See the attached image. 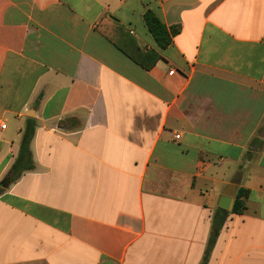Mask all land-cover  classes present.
Here are the masks:
<instances>
[{
  "label": "crops",
  "instance_id": "obj_1",
  "mask_svg": "<svg viewBox=\"0 0 264 264\" xmlns=\"http://www.w3.org/2000/svg\"><path fill=\"white\" fill-rule=\"evenodd\" d=\"M229 185L206 264H264V0H0V264H201Z\"/></svg>",
  "mask_w": 264,
  "mask_h": 264
},
{
  "label": "trees",
  "instance_id": "obj_2",
  "mask_svg": "<svg viewBox=\"0 0 264 264\" xmlns=\"http://www.w3.org/2000/svg\"><path fill=\"white\" fill-rule=\"evenodd\" d=\"M110 17L111 15H106L105 17L101 19V21L96 26L97 32H99L105 39H107L111 44H113L117 49L122 51L127 57H129L133 62L141 66L143 69L145 70L150 69L157 62V60L160 59L159 55L154 51H148L147 53H143L144 56H141V58H138L132 53L122 48L120 44L118 43L119 42L118 39L116 40V38L114 37V34L116 35V31L112 30L113 26L111 25V22L109 21ZM143 21H144V24L148 32L154 39L159 49H165L167 46H169L172 42V38L175 37L179 33L178 27L173 26V27L167 28L158 19V17L149 9L143 13ZM121 28L123 29L122 26ZM137 50L140 51L139 48H137ZM148 55L152 56V61L150 63L144 62V59L148 57ZM33 132H34V127L30 122L27 123L21 131V141H20V146H19V152L7 176L10 182H14L21 175L22 172H25L31 168L32 159H31V153L29 150V145H30V142L33 136ZM246 197H247V190L243 188H238L235 192L233 205L229 212L227 210L217 208L216 215H214V217L212 218L211 235L208 241L207 253L205 257L203 258V261L201 264H206L207 258H208L207 254L209 251L208 249L215 241V238L225 218L227 217V215L229 213L241 214L245 210L246 205H245L244 200Z\"/></svg>",
  "mask_w": 264,
  "mask_h": 264
},
{
  "label": "water",
  "instance_id": "obj_3",
  "mask_svg": "<svg viewBox=\"0 0 264 264\" xmlns=\"http://www.w3.org/2000/svg\"><path fill=\"white\" fill-rule=\"evenodd\" d=\"M5 182L7 181H2L1 185L5 186ZM235 190H236V187L233 185H229L224 189L221 197L219 198L218 204H217V206L220 209L227 210V211L231 210L233 201H234Z\"/></svg>",
  "mask_w": 264,
  "mask_h": 264
},
{
  "label": "rangeland",
  "instance_id": "obj_4",
  "mask_svg": "<svg viewBox=\"0 0 264 264\" xmlns=\"http://www.w3.org/2000/svg\"><path fill=\"white\" fill-rule=\"evenodd\" d=\"M246 166H247V163L246 162H242V163H238V164H236V165H234L233 167L235 168V169H242L243 171L239 174L240 175V177H237V178H240V179H242V178H245V168H246ZM247 169V168H246Z\"/></svg>",
  "mask_w": 264,
  "mask_h": 264
},
{
  "label": "built area",
  "instance_id": "obj_5",
  "mask_svg": "<svg viewBox=\"0 0 264 264\" xmlns=\"http://www.w3.org/2000/svg\"><path fill=\"white\" fill-rule=\"evenodd\" d=\"M2 128H4V125H1ZM176 138H178V136H176Z\"/></svg>",
  "mask_w": 264,
  "mask_h": 264
}]
</instances>
